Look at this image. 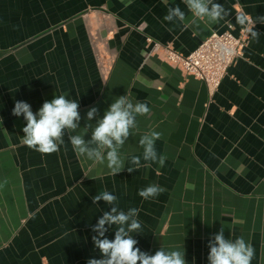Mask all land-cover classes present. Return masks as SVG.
Returning a JSON list of instances; mask_svg holds the SVG:
<instances>
[{
    "label": "crops",
    "instance_id": "crops-1",
    "mask_svg": "<svg viewBox=\"0 0 264 264\" xmlns=\"http://www.w3.org/2000/svg\"><path fill=\"white\" fill-rule=\"evenodd\" d=\"M215 2L227 13L222 20L192 24L182 0H132L127 8L121 0H0V264L101 258L92 226L113 205L93 204L92 197L104 190L121 210H140L141 233L132 236L143 252L180 250L186 264H208V242L223 227L226 239L251 244V264H264V23L254 25L258 40L249 36L216 91L166 63L163 51L152 52L156 44L188 56L228 25L238 36L245 26L237 16L264 17V0ZM176 5L187 28L164 20ZM99 55L113 63L107 78ZM126 94L151 111L137 117L120 150L125 169L116 176L106 162L77 157L67 133L52 154L21 143L26 121L12 114L16 101L36 113L66 95L79 104L83 134L91 107L98 109L94 127ZM153 130L161 133L155 148L165 164L129 173L132 156L145 163L138 142ZM149 185L162 190L145 200L138 191ZM105 235L114 239L115 226Z\"/></svg>",
    "mask_w": 264,
    "mask_h": 264
},
{
    "label": "clouds",
    "instance_id": "clouds-1",
    "mask_svg": "<svg viewBox=\"0 0 264 264\" xmlns=\"http://www.w3.org/2000/svg\"><path fill=\"white\" fill-rule=\"evenodd\" d=\"M124 7L131 6L132 0H121ZM167 5L168 0H163ZM189 13L192 14V24L197 21L208 20L219 22L227 15L224 6L215 0H182ZM164 20L169 23L180 22L184 28L189 26L186 21V13L179 5L167 8ZM237 23L245 26L253 40H258L260 33L254 31L257 22L264 23V17L253 20L247 15L236 17ZM79 104L76 100L66 99V95H55L51 101H45L36 113H33L31 105L27 102L16 101L12 114L16 117L23 115L26 126L23 127L21 143L41 154H52L60 150L65 144V135L68 134L73 151L77 157H86L97 164H105L109 174L116 176L125 169L124 159L121 156V148L133 135L132 130L137 127V117L150 113L148 103H133L128 95H122L111 103L104 112L102 118L96 119L95 126L91 121L97 117L98 109L91 107L86 114L88 123L83 128V134L77 132L80 128L81 114L78 111ZM91 130V138L85 140L84 136ZM74 133V134H73ZM161 138V133L149 131L141 136L139 145L143 148L141 157L132 156L131 165L127 167L129 173L139 170L141 167H151L152 163H158L161 167L165 164V157L159 155L155 143ZM162 189L157 185H149L138 191V195L148 200L159 194ZM103 200L107 205H113L110 211H104L97 223L92 226L96 235L92 241L101 254V258H89L87 264H186L184 251H166L163 247L150 255L136 247L138 241L133 238V233H141L142 225L138 219L139 209L129 208L127 212L118 206L116 195L107 190L99 192L92 197L93 204ZM106 225L108 227H106ZM115 226L114 239H108L106 233ZM210 249L207 256L208 264H251L254 249L243 237L235 240L226 239L223 227L209 240Z\"/></svg>",
    "mask_w": 264,
    "mask_h": 264
},
{
    "label": "built area",
    "instance_id": "built-area-1",
    "mask_svg": "<svg viewBox=\"0 0 264 264\" xmlns=\"http://www.w3.org/2000/svg\"><path fill=\"white\" fill-rule=\"evenodd\" d=\"M250 33L244 27L240 34H234V27L228 25L221 33H214L203 41L196 50L188 56H183L171 48H161L154 45L153 53L159 50L164 53V61L179 70L182 75L204 83L211 91H216L228 74L234 63L243 57V51L248 45ZM148 42H152L148 40ZM99 65L104 78L113 69L111 60H105L99 55Z\"/></svg>",
    "mask_w": 264,
    "mask_h": 264
}]
</instances>
